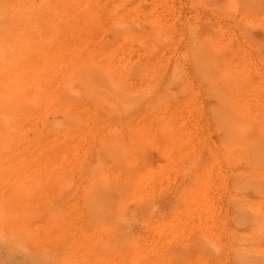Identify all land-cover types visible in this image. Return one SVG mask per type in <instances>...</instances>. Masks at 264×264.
I'll use <instances>...</instances> for the list:
<instances>
[{
    "label": "rangeland",
    "instance_id": "374dc122",
    "mask_svg": "<svg viewBox=\"0 0 264 264\" xmlns=\"http://www.w3.org/2000/svg\"><path fill=\"white\" fill-rule=\"evenodd\" d=\"M0 264H264V0H0Z\"/></svg>",
    "mask_w": 264,
    "mask_h": 264
},
{
    "label": "bare ground",
    "instance_id": "6f19581e",
    "mask_svg": "<svg viewBox=\"0 0 264 264\" xmlns=\"http://www.w3.org/2000/svg\"><path fill=\"white\" fill-rule=\"evenodd\" d=\"M35 70V69H34ZM55 96V95H54ZM40 103V102H39ZM36 106V105H35ZM118 153V152H117ZM104 184V183H103ZM102 184V185H103ZM109 187V186H108ZM104 188V187H103ZM97 200V199H96ZM98 201V200H97ZM102 204V203H101ZM96 204H94V206H95ZM98 205V204H97ZM102 207V206H101ZM23 238V237H22ZM205 243V242H204ZM123 244V243H122ZM120 245V244H119ZM42 248V247H41ZM105 249V248H104ZM124 252V251H123ZM103 263V262H102Z\"/></svg>",
    "mask_w": 264,
    "mask_h": 264
}]
</instances>
